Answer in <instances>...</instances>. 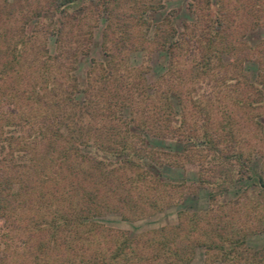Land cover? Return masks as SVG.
<instances>
[{"label":"trees","instance_id":"obj_1","mask_svg":"<svg viewBox=\"0 0 264 264\" xmlns=\"http://www.w3.org/2000/svg\"><path fill=\"white\" fill-rule=\"evenodd\" d=\"M77 1L48 0L19 28L0 26V264H187L197 246L203 264H264V248L247 244L264 232V150L243 147L234 118L263 102L264 37L256 46L241 37L264 29V0H189L196 22L178 30L167 19L151 38L141 14L162 0H87L80 9L90 17L70 11ZM101 21V55L82 84L77 63ZM155 49L167 67L149 83ZM246 60L258 62L252 82ZM149 137L181 148L153 147ZM164 165L196 178L164 179ZM255 170L252 187L224 200ZM202 188L207 207L177 210L175 224L113 237L94 221L103 210L139 220Z\"/></svg>","mask_w":264,"mask_h":264},{"label":"rangeland","instance_id":"obj_2","mask_svg":"<svg viewBox=\"0 0 264 264\" xmlns=\"http://www.w3.org/2000/svg\"><path fill=\"white\" fill-rule=\"evenodd\" d=\"M87 0H78L76 4L70 11H72L78 17H90L89 13L81 10V5H83ZM189 0H162V7L156 10H147L145 13L141 14V17L149 21V26L147 28L141 29L148 38L153 36L155 32L156 25L160 23H165L167 19L171 21V24L175 26L176 29L182 28L183 22L194 23L197 20L195 13L187 8V3ZM214 2V0H211ZM48 0H0V26H2V31L5 29L9 31L13 26L20 27L27 16L28 10L38 9L40 5H47ZM86 13V15L84 14ZM52 13L44 12L43 17H51ZM106 17V13L103 14ZM34 20V19H33ZM33 20H29V23L25 25V32L30 33L32 31ZM166 24V23H165ZM104 22H99L98 27L94 32V42L91 46L88 55L82 56L77 63L75 74L77 75L79 81L83 84L86 81V74L91 65V58H99L101 55L100 48L98 47V42L100 38V32L103 28ZM165 27L163 25L161 28ZM243 36L241 41L248 43L250 46H256L259 41L264 37V29L262 27L257 28H247L243 31ZM163 32H161L162 34ZM47 49L50 52L54 51V44L51 38L47 40ZM138 53H133L134 59H139ZM6 57L0 54V65L4 62ZM264 58V57H260ZM224 59L229 60V55L224 54ZM150 70L145 74L147 81L149 83H155L158 76H160L167 67V55L165 51L161 49H155L150 58ZM258 68V62L255 60H246L243 63V75L247 77L249 82L256 79V72ZM202 87V86H201ZM203 88V87H202ZM188 89V86L186 87ZM211 95H214L211 93ZM81 95H77L80 97ZM262 103L254 107L248 115L243 113H237L234 115L236 128L240 130V133H246V143L243 145L244 148L253 150H264V142L256 139L255 135V124L261 126V134L264 136V92L262 93ZM226 104L232 108L230 102L224 100ZM5 109H13L12 104L5 105ZM228 108V109H230ZM248 116V117H247ZM252 117V120L250 119ZM246 123L247 127L244 126ZM21 132V131H20ZM148 143L156 148H163L166 150H179L181 144L170 139H158L149 137ZM95 152V151H94ZM259 154V153H258ZM101 155V154H99ZM154 169V168H152ZM195 169H184L171 167L164 165L162 168V177L164 179L170 180H186L188 182L195 180L196 178ZM256 170L252 172L251 179H242L241 181L235 182L233 187H231L224 194V200H230L237 197L244 188L252 187V181L257 180ZM208 205V190L205 188L199 189L196 193H186L183 195L181 204L178 206L166 207L164 211L147 215L144 218L134 221H126L121 217L119 211H109L103 210L101 214L95 217L94 221L100 223L105 228L110 229L109 233L113 237H120L123 232L128 233L133 236L141 231L149 230L155 227H160L163 224H175L177 222L176 212L179 209H185L190 211H195L198 209H204ZM2 220L0 219V224ZM107 231V230H106ZM109 235V234H108ZM247 244L249 246L255 247L257 249L264 248V232H259L255 234L248 235ZM205 258V248L202 246H197L195 248L192 259L187 264H203ZM221 264V263H215Z\"/></svg>","mask_w":264,"mask_h":264}]
</instances>
